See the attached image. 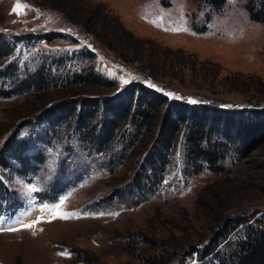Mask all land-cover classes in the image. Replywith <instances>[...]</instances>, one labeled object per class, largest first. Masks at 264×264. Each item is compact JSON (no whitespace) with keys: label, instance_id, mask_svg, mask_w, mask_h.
Returning a JSON list of instances; mask_svg holds the SVG:
<instances>
[{"label":"rangeland","instance_id":"obj_1","mask_svg":"<svg viewBox=\"0 0 264 264\" xmlns=\"http://www.w3.org/2000/svg\"><path fill=\"white\" fill-rule=\"evenodd\" d=\"M30 34L37 37L29 41ZM99 38L131 46L120 53ZM0 43V85L13 91L0 97V130L8 126L0 151L17 132V140L28 138L24 158L31 163L24 169L11 156L0 164V264H190L199 259L188 250L218 227L206 206L214 192L228 205L241 203L238 213L264 208V170L250 171L234 154L223 162L226 172L187 175L179 137L163 181L148 176L147 186L137 187L143 163L139 154L122 159L121 143L110 149L114 155L83 143L73 127L45 120L44 108L36 121L21 117L35 96L19 89L20 77L56 54L71 56L77 69L92 64L117 89L148 81L170 97L193 101L200 93L227 107L264 106V22L250 18L244 0H226L217 11L205 0H0ZM49 67L57 79L62 67ZM64 89L44 92L45 105L62 100ZM94 92L86 86L79 94ZM247 158L264 159V148ZM62 200L69 218H53ZM37 218L35 228L8 230Z\"/></svg>","mask_w":264,"mask_h":264},{"label":"trees","instance_id":"obj_2","mask_svg":"<svg viewBox=\"0 0 264 264\" xmlns=\"http://www.w3.org/2000/svg\"><path fill=\"white\" fill-rule=\"evenodd\" d=\"M205 2L210 9L217 11L225 5L226 0ZM244 6L251 19L264 22V0H244ZM98 19L99 21L95 20L91 24L101 22L99 17ZM204 27L198 26L195 29L202 31ZM115 28L117 31L121 26ZM89 29L92 30V27ZM64 35L60 32L57 34ZM32 37L37 36L30 34L29 41ZM99 39L108 46L112 45L110 41ZM117 41L118 38L115 40L118 44ZM130 46V41L121 43L124 50ZM110 48L119 50L120 53L123 51L114 46ZM2 49L3 43H0V53ZM84 51L92 53L87 46ZM139 54L142 55V52ZM51 59L52 61L44 62L34 72L26 71L28 73L25 72L19 79V89H34L29 92H34L35 96L34 105L21 116L24 118L23 122L30 116L36 121L39 114L37 110L44 108L45 120L53 127H73L79 132L83 143L91 142L88 145H96L107 153L113 152V155L115 152L110 149L121 143L122 159L129 160L139 154L138 161L143 163L140 170L136 171L138 173L133 182L135 186L146 187L145 180L149 182L151 176L156 184L163 181L171 160L170 153L179 137L183 147V171L187 175L203 169L213 173L226 172L228 168L223 162L233 154L232 159L251 164L250 171L264 170V159L247 158L254 150L264 148V106L227 107L216 102L218 99L211 100L200 93L196 94L198 98L193 101L185 95L170 97L148 81H137L117 89L115 81L97 73L92 64L88 63L77 69L69 63L71 56L56 54ZM149 63L152 65V62ZM52 65L57 69L62 67V73H55L54 77L57 76V79L51 78L49 66ZM7 70L12 75L17 68L12 64ZM86 86L95 89L96 94H79ZM58 87L65 88L62 100H58L53 106L45 105L47 95L50 94L44 96V92ZM12 94L11 89L0 85V97ZM6 129L8 126L1 129L0 133ZM16 136L17 132L13 133L5 145H2L0 164L2 167L7 166L8 159L13 156L24 169H29L30 160L24 158L28 138L17 140ZM37 160L40 161L41 158ZM261 178L264 179V176ZM210 199L211 203L206 206L215 210L213 223L218 227L211 236L188 250L196 253L199 259V262L190 264H264V208H247L248 210L238 213L241 203L228 205L215 192Z\"/></svg>","mask_w":264,"mask_h":264},{"label":"snow or ice","instance_id":"obj_3","mask_svg":"<svg viewBox=\"0 0 264 264\" xmlns=\"http://www.w3.org/2000/svg\"><path fill=\"white\" fill-rule=\"evenodd\" d=\"M22 6L21 5H17V10H19ZM37 189L36 188H29V191H36ZM64 203V201L62 200L60 202V205H55L52 207L51 209V212L53 213V218H63V219H67L69 218L67 216V214L63 213L60 211V206ZM40 222V218H37V220L33 221L32 223H29V224H20V227L19 228H16V227H12V228H9L8 230L9 231H18V230H21L22 228H28V229H32V228H35L36 225ZM0 223H2V221H0Z\"/></svg>","mask_w":264,"mask_h":264}]
</instances>
